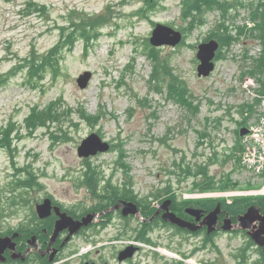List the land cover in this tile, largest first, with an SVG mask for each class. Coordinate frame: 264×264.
Instances as JSON below:
<instances>
[{
    "label": "rangeland",
    "instance_id": "obj_1",
    "mask_svg": "<svg viewBox=\"0 0 264 264\" xmlns=\"http://www.w3.org/2000/svg\"><path fill=\"white\" fill-rule=\"evenodd\" d=\"M151 2L157 4L155 11L150 14L146 11L142 16L137 13L144 5L143 0H0V76L31 51L43 53L50 49L59 41L58 28L67 24L65 21L69 16L72 19H96L102 32L87 55L81 41L72 52L65 54L58 78L53 80L47 74L39 86L32 88L25 81L24 73H18L0 87V134L5 128H14L13 143L17 148L15 165L10 152L0 148V218H7L14 226L20 218L31 216L35 202L48 195L66 208L76 210L74 214L77 215L82 213V208L95 204L98 199L78 183L85 167L84 160L99 166L98 170H103L109 177L116 166L118 153L114 150L88 158L79 157L77 147L92 132L108 143L116 144L117 148L123 145L128 176H132V189L139 197L151 199L149 206L154 208H158L168 195L164 188L179 197L199 194L198 186L208 181H202L201 177L185 178L181 168L185 169L187 164L203 166L209 163V174L214 176L212 182L216 185L230 182V187L208 192L230 193L241 189L247 192L250 186H259L254 185L258 179L250 176L241 165L239 169L236 165L235 171L228 173L240 159V151L235 150L238 142L235 130L236 121L242 118L241 105L253 103L262 94L254 90L259 88L258 77L250 72L261 49L258 41L248 37L255 23L249 7L251 0H238L227 14L215 9L205 12V23L189 33L183 44L175 47L150 44L162 57L170 59L174 73L186 81L188 95L193 104L198 105L195 114L166 92H156L147 84L152 61L146 45L152 30L158 23L176 30L186 25L180 15V0ZM223 19L234 28L233 33L235 29L237 33L241 30L240 42L228 49L223 48L221 60L216 61L210 75L198 77L197 46ZM85 71L91 72V80L86 88L81 89L76 79ZM56 100L63 102L61 107L71 110L69 119L48 128H39L29 135L23 120L30 110L37 106L46 107ZM82 111L104 117L96 126H91L79 118ZM217 118L221 123L215 127ZM245 128L248 133L247 126ZM203 133L208 136L203 137ZM247 133L239 135L245 138ZM214 152L218 157L209 160ZM26 164L30 165L42 187L9 189L15 180V168ZM227 173L230 174L228 178L224 175ZM125 176L124 172L116 171L111 178L112 184L120 186L128 180ZM99 184L102 185V180ZM206 194L212 198L229 196ZM19 195L23 204L12 208L11 199L15 201ZM157 196L160 197L154 199ZM248 200L251 203L254 199ZM122 203L117 204L122 207ZM118 218L114 215L108 219L115 227H108L105 234L100 231V235L89 244L84 236L73 237L62 250L58 264H81L84 261L115 264L118 251L125 244L132 243L129 241H134L127 227H137V220L140 221L128 216L121 218L123 221ZM153 233L160 235L162 230L156 228ZM115 236L121 238L112 242ZM155 238L159 239L158 236ZM165 244L171 251L172 248L183 250L186 247L178 241L171 245L165 241ZM150 245L156 249L136 257L132 264H172L171 257L162 252L168 251L163 241H153ZM251 245L254 244L241 233H221L209 244L204 242L198 255L201 259L197 256L194 258L197 262L188 259L184 264H236L238 257L246 261L245 264H263L259 261L261 253ZM94 246L100 251L91 250Z\"/></svg>",
    "mask_w": 264,
    "mask_h": 264
},
{
    "label": "trees",
    "instance_id": "obj_2",
    "mask_svg": "<svg viewBox=\"0 0 264 264\" xmlns=\"http://www.w3.org/2000/svg\"><path fill=\"white\" fill-rule=\"evenodd\" d=\"M143 1L144 5L141 7L138 13H136L142 16L146 11H148L149 14L153 13L157 6L156 2L152 3L151 0ZM179 4L181 8V18L186 24L185 27L179 28V31L184 36L182 42L180 43L183 44L185 38L189 33L205 23V12L215 9L220 11L222 14H227L229 9H232L238 4V0H234L233 2L229 0H180ZM249 7L251 8V16L252 19L255 20V23L251 28L252 30L250 31L248 37L258 41L261 46L259 54L254 59V69L250 72L252 75L258 77L257 82L259 83V88L254 90H256L258 93L264 94V0H251V2L249 3ZM144 17H146V15ZM86 20L72 19L69 16L65 21V23L67 24L61 25L58 28L60 32L59 41L56 42L46 52L38 53L37 51H31L27 56L23 57L18 62V64H15L3 76H0V87L5 86L6 83H9V81L18 73H24L25 81L29 83L32 88H36L37 86H39L40 83L45 80L47 74H50L53 80L58 78L62 71V63L66 53L72 52L75 49L77 43L81 41L83 45V51L87 55L88 51L93 48V45L102 36L101 26L100 24H97L96 19L94 20L91 17H88ZM233 31L234 28L226 24V21L223 19V21H220L215 25V30L213 29L210 32V36L205 39V41L209 39H215L218 41L219 49L216 53V61L221 60V52L223 48L228 49L231 45L240 42L241 30H238V33L236 32V29L235 33H233ZM146 47L149 50V59L152 61V69L147 83L148 86L161 94L166 92V94L170 98H173L177 101L178 104L189 109L192 114H195L198 111V105L193 104L192 100L190 99V96L188 95L189 88L186 81L178 74L174 73L173 68L170 67V59L168 57H162L159 54L158 49L152 47L149 42H147ZM247 56L249 57L248 51ZM243 59L246 60V56H244ZM138 102L140 103L142 101L138 100ZM62 103L63 102H59L56 100L52 101L50 104L43 108H39L38 106L33 107L23 120V125L28 130V134L31 135L35 130L39 128H48L52 124L62 123L65 120L69 119L71 110H66L65 106L61 107L60 104ZM258 105L259 98H255L253 103H246L245 105H241L240 113L242 115V118L241 120L236 121L237 127L235 130V135L238 138V142L235 150H241V137L239 135V129L247 126L248 120L256 112ZM103 117L104 116L100 114H89L84 111L79 112V118L84 120L91 126H96ZM220 123L221 119L217 118L214 120L215 127H217ZM59 129L62 130L61 128ZM14 130V128L8 127L5 128V130L0 134V148L7 149L10 152L13 165H15L14 160L17 157V148L13 143L14 140L12 136ZM201 135L203 137L208 136V134L206 133H203ZM122 146V144H120L118 148L116 147V144H111L110 146L109 151H117L118 158L117 160H115L116 166L114 168V171L109 177L105 176L103 170H98L99 166L89 163L88 160H84L85 167L81 172L78 183L81 186L87 187L92 195L97 198L102 204L98 208H96L97 210H102L109 207L111 208L112 205H114L118 200L121 199H128L134 203L141 201V199L138 198V195L132 189V176H128L129 171L125 163L126 157ZM215 157H218V154L214 152L213 156L209 158V160H212ZM236 165L239 169L240 159H238L237 163H234V167L228 173L234 172ZM209 169V163L203 166L196 164H187L185 166V169L181 168V171H183V176L185 178L201 177L202 181H208L207 183H202L198 186V189L200 191L225 189L229 186L230 182H223L222 185H216L214 182H212L214 176L209 174ZM15 170V180L11 182V186L9 187V189H13L15 187L17 189L26 190L35 187L40 189L42 187L37 181V177L34 175V173H32L30 165L26 164L22 168H15ZM116 171L124 172V175H126L125 177L128 178V180H125L120 184V186L117 184L113 185L111 182V178H113ZM228 173L224 174L227 178L230 177V174ZM101 180L102 185L99 184ZM221 181L225 180L222 179ZM163 190L167 193L166 188H164ZM20 196L21 195H19L15 201L14 198L11 199V205H13L12 208L19 207V204H23V202L20 201ZM159 197L160 196L154 197V199H158ZM239 199L241 200L235 201V203L233 204L236 211L246 210L247 207L253 202H246V200H248L249 198ZM24 200L27 201L29 199L25 198ZM142 200L145 201L143 203V206L149 207L151 199L142 198ZM75 211L76 210H74V213ZM81 211H85V207L82 208ZM152 213L153 210L149 209V211L146 214L143 213V215L145 217H148V214L150 215ZM241 257L244 259V256L242 254ZM238 259L239 261H236V264L246 263V261L241 260L239 257ZM259 261L261 263L263 262L264 264L263 258L259 259Z\"/></svg>",
    "mask_w": 264,
    "mask_h": 264
},
{
    "label": "flooded vegetation",
    "instance_id": "obj_3",
    "mask_svg": "<svg viewBox=\"0 0 264 264\" xmlns=\"http://www.w3.org/2000/svg\"><path fill=\"white\" fill-rule=\"evenodd\" d=\"M167 194L168 195L165 196L158 208L143 206L145 201L139 196L138 198L141 199V201L137 200L139 202L136 203L128 199L118 200L117 203L123 201L132 202L138 209L137 214H127L124 216L121 212L122 207L115 210H110V207L97 210L96 208L102 205L99 200H97L92 206L86 207L85 211H82L81 214L77 215L74 214L72 209L66 208L52 196L48 195L42 197L39 201L35 202V205L46 198H50L51 210L46 217H40L34 209L31 216L26 215L24 218H20L14 226L11 223H8L9 221L7 218H0V238L10 237L14 245L12 249L6 248L1 253L0 264H58L59 258L63 254L62 250L73 237L84 236V239L88 244L90 241L93 242L95 236L97 237L100 231H102L101 234H105L108 227H115V224H112L108 220L114 215L119 216L118 219L120 221H123L121 218L125 219L127 216L132 219H140V221L137 220L139 222L137 227H127L129 228L130 236L133 237L134 241H129L132 243L125 244L124 247L118 251L117 256H115V264H132L133 260H135L136 257H141L143 253H152L151 249H156L150 245L153 241L158 243L163 241L165 247L168 249L165 253L168 257H171L172 264H178L180 262L184 264L188 259H197V256L203 249L204 242L209 244L218 234L233 232L241 233L246 236L249 242L251 241L254 244L251 245V247L256 248V251L261 253L260 259H264V235H261L262 238L255 240L251 234L257 229L256 225L258 223L254 222L253 225L251 224L250 229L252 232L246 231L240 226H237L238 217L247 210H235L233 204L235 203V200L239 198L233 197L231 200L225 201L218 198L208 197L184 195L179 197L172 193V191H167ZM252 199H254L253 203L249 206L256 205L257 211L260 214H264L263 198ZM246 202H249V200H246ZM117 203L112 205L111 208ZM56 208L60 213H65L66 215L73 217L75 220H81V218L86 215H93V218L86 226L81 227L71 236H69L70 233L68 228L59 231L57 235L54 236L55 224L59 219L55 210ZM149 209H152L153 213L150 215L148 214V217H145L143 213L146 214ZM167 213L168 215H170V213L174 214L179 221L184 223V225L181 226L173 223V218L170 219L166 217ZM156 228L161 229L162 234L155 235L153 231ZM155 236H158L159 239L155 238ZM120 238L121 236H115L112 238V242L119 241ZM165 241H168L170 245L175 241H178L180 245L186 247H184L183 250L172 248L171 251L169 250L168 245L165 244ZM128 245L134 249L131 255L126 257L123 256L122 253L129 248ZM91 250L100 251V248L94 246ZM249 252H251L250 249ZM152 255L154 256V253ZM119 257L126 258L119 260ZM198 258L201 259L199 256ZM84 262V264H113L108 261L102 263H96L93 261Z\"/></svg>",
    "mask_w": 264,
    "mask_h": 264
},
{
    "label": "water",
    "instance_id": "obj_4",
    "mask_svg": "<svg viewBox=\"0 0 264 264\" xmlns=\"http://www.w3.org/2000/svg\"><path fill=\"white\" fill-rule=\"evenodd\" d=\"M183 39V34L170 26L164 24H156L155 28L152 30L151 36L149 38V43L154 47H161L164 45L175 47L180 44ZM219 49V43L215 39H210L208 41L202 42L197 46L196 58L198 60V65L196 67L198 77L209 76L213 71L216 57V52ZM91 80V72L85 71L83 74L79 75L76 79L78 86L81 89L87 87L89 81ZM240 135L247 133L246 128H241L239 131ZM110 144L103 140L97 133L92 132L86 138L82 140L80 145L77 147V154L79 157L88 158L90 156H95L99 153H104L109 151ZM50 199L46 198L41 203H37L35 206L36 213L40 217H46L49 215L51 206ZM120 207L119 204H116L110 210H115ZM122 213L127 214H137L138 209L136 205L132 202L123 201L122 203ZM56 213L59 216L54 228V236L63 229L68 228L69 236L75 234L81 227L86 226L93 218V215H86L81 218V220H75L73 217L66 215L65 213H60L56 208ZM213 216V214L211 213ZM167 218H173L172 222L178 225L183 226L184 223L179 221L174 214H166ZM254 222H257L256 230L251 231L250 226ZM242 229L251 231L252 237L257 240L262 238L261 235H264V214H260L257 211L256 205H252L247 208V210L238 217V224ZM68 236V237H69ZM261 244V242H260ZM264 245V244H263ZM14 247L10 237L0 238V255L6 249H12ZM134 248L129 247L127 250H124L122 253L123 256H130ZM126 257H119V260H122ZM1 259V258H0Z\"/></svg>",
    "mask_w": 264,
    "mask_h": 264
},
{
    "label": "built area",
    "instance_id": "obj_5",
    "mask_svg": "<svg viewBox=\"0 0 264 264\" xmlns=\"http://www.w3.org/2000/svg\"><path fill=\"white\" fill-rule=\"evenodd\" d=\"M247 128V136L245 135V138H241L240 164L242 168L247 169L250 176L258 179L256 184L259 186L247 192L235 191L218 194L258 195L256 194V191L264 190V94L259 96V105L256 112L248 120ZM260 194L264 195V192H261Z\"/></svg>",
    "mask_w": 264,
    "mask_h": 264
},
{
    "label": "bare ground",
    "instance_id": "obj_6",
    "mask_svg": "<svg viewBox=\"0 0 264 264\" xmlns=\"http://www.w3.org/2000/svg\"><path fill=\"white\" fill-rule=\"evenodd\" d=\"M261 192H264V190H258L256 191V194H260ZM160 250V249H159ZM162 252H166V250L162 251ZM191 262V261H190ZM191 263H194V262H191Z\"/></svg>",
    "mask_w": 264,
    "mask_h": 264
}]
</instances>
